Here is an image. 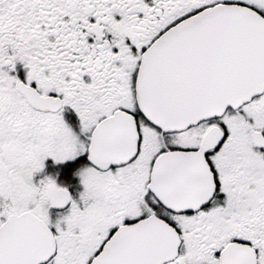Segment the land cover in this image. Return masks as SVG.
I'll return each mask as SVG.
<instances>
[{
    "label": "snow or ice",
    "instance_id": "1",
    "mask_svg": "<svg viewBox=\"0 0 264 264\" xmlns=\"http://www.w3.org/2000/svg\"><path fill=\"white\" fill-rule=\"evenodd\" d=\"M0 264H264V0H0Z\"/></svg>",
    "mask_w": 264,
    "mask_h": 264
}]
</instances>
